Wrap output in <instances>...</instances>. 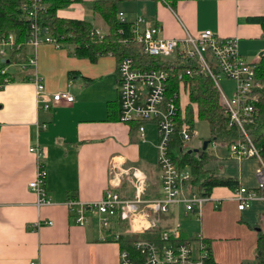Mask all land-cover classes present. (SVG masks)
I'll return each instance as SVG.
<instances>
[{
  "label": "crops",
  "instance_id": "obj_1",
  "mask_svg": "<svg viewBox=\"0 0 264 264\" xmlns=\"http://www.w3.org/2000/svg\"><path fill=\"white\" fill-rule=\"evenodd\" d=\"M84 1L71 3L56 15L88 22L86 17L93 15L101 24L98 29L105 33V24L88 4L92 0ZM118 12L129 23L143 16L147 25L161 26L167 38L195 37L207 29L223 38L235 37L247 63H257L264 51L262 28L251 20L264 16V0H175L173 7L162 0H130L129 8ZM33 52L35 66L22 69L21 64ZM12 54L7 50L0 57L10 79L0 84V264H120L119 245L99 240L93 221L85 226L75 224L65 201H95L107 188L132 198L133 188L127 181L119 186L110 184L111 163L121 171L132 168L146 176L143 197L159 195L154 124H144L141 138L131 130V124L108 117V104L118 99L117 64L110 55L90 62L74 56L66 45L55 48L50 44H40L35 50L24 45L23 52ZM11 57L19 61H11ZM34 74L47 93L68 92L74 100L52 104L48 110L39 108ZM202 142L187 152L200 157ZM211 142L208 145L214 148L215 141ZM33 145L41 147L47 173L45 197L49 204L41 207L35 206V194L28 187L35 173V157L28 151ZM205 151L212 160L204 165V171L233 179L239 187L256 188V159L231 156L228 146L222 155ZM209 196L199 218L184 214L181 205L172 206L160 216L165 221L161 226L173 228L178 216L192 218L198 225L190 234L179 227L180 237L192 238L200 232L215 262L244 264L255 252L257 233H264V200H252L239 210L228 187H214ZM47 221L51 224H44ZM112 230L117 231L114 226Z\"/></svg>",
  "mask_w": 264,
  "mask_h": 264
},
{
  "label": "built area",
  "instance_id": "obj_2",
  "mask_svg": "<svg viewBox=\"0 0 264 264\" xmlns=\"http://www.w3.org/2000/svg\"><path fill=\"white\" fill-rule=\"evenodd\" d=\"M45 9L46 5L42 0H28L24 8L28 20L24 45L33 50L40 44H50L55 48L64 46L58 37L52 36L47 28L39 25V14ZM118 18L120 22H125L122 12H118ZM96 33L99 37L103 36L101 31L97 30ZM129 34L143 56L160 58L162 62L170 60L175 65H183L186 75L191 76L194 73L208 77L213 82L219 94L223 115L227 119V128L236 127L241 134L240 139L228 146L229 154L254 158L258 162L255 169L256 188L249 190L240 186L233 190L232 197L237 202L239 210L247 208L252 200H264V160L247 130L258 114L255 63H247L242 58L238 51L237 38H223L208 29L199 32L195 37L187 34L182 39L167 38L162 35L161 26L147 25L146 19L140 15L131 22ZM19 48L20 44L15 41L14 35L9 34L0 40V57H3L7 50L15 52ZM35 63L33 52L26 63L21 64V68L33 67ZM168 72V69L162 66L146 68L130 57H123L117 63L118 121L125 124L137 123L136 132L141 138L144 124H154L157 135L155 148L160 193L153 198H144L146 176L137 169L128 168L121 171L111 163L110 184L119 186L121 181H127L133 188L132 198H125L107 188L95 201L84 202L77 198H68L65 201L75 224L85 226L92 221L96 223L101 241L107 240V231H110L111 240L118 239V232L112 230L118 215L129 221L131 232L142 233L161 226L160 216L169 213L172 206L181 205L184 214L193 213L199 218L203 204L211 200L209 195H200L195 188H190L186 184L190 178L189 171L178 168L169 154L175 133L180 136L182 149L187 150V142L197 137V131L187 122L177 126L179 94L171 91ZM0 73L5 75L3 83H7L9 80L5 67ZM220 78L233 83L230 98L222 95L218 86ZM32 82L35 102L39 108L48 110L52 104L71 103L74 100L68 92L47 93L36 74ZM28 151L35 157V173L28 187L35 194V206L41 207L49 204L45 197L47 173L43 151L38 145L29 146ZM44 224L50 225L51 222L47 221ZM38 226L39 222L35 224L36 228ZM160 240L162 244L152 241L135 242L134 247L145 254L144 264H209L211 252L200 232L192 238L180 241L179 226L165 227L160 232ZM119 260L120 264H133L125 251L120 252Z\"/></svg>",
  "mask_w": 264,
  "mask_h": 264
},
{
  "label": "trees",
  "instance_id": "obj_3",
  "mask_svg": "<svg viewBox=\"0 0 264 264\" xmlns=\"http://www.w3.org/2000/svg\"><path fill=\"white\" fill-rule=\"evenodd\" d=\"M119 1L122 0H92L88 3L92 12L97 14L106 26V32L102 37H99L96 33L97 29L88 21L60 18L56 15L59 9H64L74 2L84 3V0H42L46 9L39 14V25L47 28L52 36L58 37L61 44L70 48L72 54L78 58L94 62L99 56L110 55L115 58L117 64L123 57H130L146 68L162 66L168 69L171 91L178 94L179 91L186 92L189 100L183 109L182 107L179 109L177 126L187 122L195 127L194 115H196L198 119L207 123L210 142L214 140L229 146L232 142L240 139L241 134L236 127L227 128V119L219 104L218 91L208 77L205 78L194 73L191 76L186 75L183 65H175L170 60L162 62L160 58L146 57L140 54L139 46L131 40L129 34L131 23L119 21L117 9ZM162 1L170 7H173L175 2V0ZM27 2L28 0H0V40L13 34L15 41L20 44L19 50L13 52L12 57L20 54L24 49L28 29V20L24 10ZM251 20L260 24L264 38V16ZM12 57L11 61H19ZM5 66L6 63L0 61V70ZM4 77L5 75L0 73V84L3 83ZM255 81L258 84L255 89L258 94L256 104L258 114L256 120L248 126L247 130L254 146L264 160V53L255 63ZM191 104L195 106V111ZM108 110L109 118L118 119L119 99H116L112 105L109 103ZM130 126L131 130H136L138 125L131 123ZM169 154L178 168L189 171L190 178L186 184L190 188H195L200 195H210L214 187H228L231 190L239 187L233 179L216 177L204 171V165L212 158L207 155L206 151H203L198 157L182 149L178 133L172 137ZM114 229L119 235L115 240L119 245V252L125 251L133 264L145 263V254L134 247L135 242L152 241L162 244L160 240V232L164 229L162 226L145 230L142 233H134L130 230L129 221L118 215L114 221ZM106 234V241H111L110 231H107ZM185 239L189 238L180 237V241ZM208 263L218 264L213 260L212 255L208 259ZM254 264H264V233L262 231L257 233Z\"/></svg>",
  "mask_w": 264,
  "mask_h": 264
},
{
  "label": "rangeland",
  "instance_id": "obj_4",
  "mask_svg": "<svg viewBox=\"0 0 264 264\" xmlns=\"http://www.w3.org/2000/svg\"><path fill=\"white\" fill-rule=\"evenodd\" d=\"M129 6H130V0H123V1H119L117 3V9L118 10L125 11L126 9L129 8ZM86 18H88V20L92 23V25L95 28H97L98 31H100V29H102L101 24H99V20H94V19H98L97 17L92 15V16H87ZM98 28H100V29H98ZM16 69L18 70L19 68H16ZM218 86H219V89H220L222 95L225 98L231 97L232 88H233V83L231 81H227L224 78H220L218 80ZM178 97H179V106L182 107V109H183L189 103L188 95L186 92L179 91ZM191 106H192V109L195 111V106L193 104H191ZM194 114H195V112H194ZM194 123H195V129L197 131L198 137L187 142L188 148L196 147L200 140H202V141L208 140L209 136H210V131H209L208 125L205 121L198 119L196 117V115H194ZM150 128L152 129L153 127H150ZM156 144H157V139L155 138V140L153 142V146L155 147ZM207 150L208 151L211 150L215 156L216 155H222L226 152L225 151L226 150V144L222 143V142H216L215 141L214 142V148H212L210 145H208ZM155 153L157 154L156 150H155ZM164 222H163V220H160V225L164 226ZM196 225H198V223L194 222L192 218L185 217L183 215L176 217V221L173 222L174 227L179 226L187 234H190L191 233L190 229ZM243 263L244 264H254L255 263V252L252 254L251 257L247 256V258L244 260Z\"/></svg>",
  "mask_w": 264,
  "mask_h": 264
},
{
  "label": "water",
  "instance_id": "obj_5",
  "mask_svg": "<svg viewBox=\"0 0 264 264\" xmlns=\"http://www.w3.org/2000/svg\"><path fill=\"white\" fill-rule=\"evenodd\" d=\"M209 142H210L209 140H204V141L202 142L201 151H205V150H206V148H207Z\"/></svg>",
  "mask_w": 264,
  "mask_h": 264
}]
</instances>
